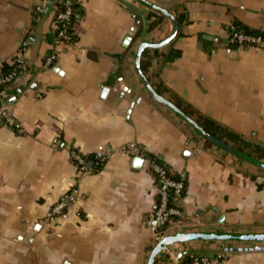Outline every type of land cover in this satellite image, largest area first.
<instances>
[{
  "label": "crops",
  "instance_id": "obj_1",
  "mask_svg": "<svg viewBox=\"0 0 264 264\" xmlns=\"http://www.w3.org/2000/svg\"><path fill=\"white\" fill-rule=\"evenodd\" d=\"M40 1L0 0V66L19 54L28 63L3 96L21 131L0 123V264H147L157 186L140 157L119 151L129 144L184 176L183 218L166 236L264 233V170L208 144L135 73L138 46L168 38L171 21L135 0H76L75 39L47 67L55 25L52 9L35 20ZM146 1L181 19L169 44L146 50L152 88L191 119L264 148V50L233 46L225 29L264 32V0ZM104 87L116 92L103 97ZM107 148L112 156L96 166L94 153ZM72 150L90 172L77 171ZM74 188L67 219L49 225L51 207ZM227 249L212 264H264V242L233 241L173 244L155 264Z\"/></svg>",
  "mask_w": 264,
  "mask_h": 264
},
{
  "label": "built area",
  "instance_id": "obj_2",
  "mask_svg": "<svg viewBox=\"0 0 264 264\" xmlns=\"http://www.w3.org/2000/svg\"><path fill=\"white\" fill-rule=\"evenodd\" d=\"M56 5L52 7L55 30H57L56 39L52 45V51L45 59V66L51 67L54 63L59 48L72 43L71 34L67 31L71 28V18L74 12L73 0H51ZM49 0H41L39 4L34 7L35 20L39 21ZM58 5L60 6L58 10ZM228 39L232 43L246 44L250 48L257 50H264V40L259 37L249 36L243 32L238 31L233 23H230L225 28ZM28 63L22 55H16L9 64V69L6 72L2 71L0 66V123L4 126L15 130L21 131L19 124L13 119L9 113L8 104L5 102L3 96L5 91L12 86L15 82L19 81L27 72ZM125 155H134L140 157L145 163L148 171H152L157 176V195L159 201L154 208L150 218L148 219V225L155 240V246L164 238L165 231L171 224L179 223L183 218L182 212V200L183 191L185 189L183 181L184 176L180 175L178 181L168 178L166 171L154 163L149 156L146 155L144 150L136 145L129 144L120 148L119 150ZM113 154L112 149H103L94 153V162L96 166L104 164ZM71 159L74 163L77 171L80 174L90 172L88 167V161L86 157L75 150L71 151ZM172 194V201L169 202V194ZM78 191L74 188L69 190L56 204H54L49 213L46 216V221L49 225L56 226L58 223L67 219V205L74 202L77 199ZM173 218L176 220L173 221ZM167 226L165 230H161V227ZM167 249V248H166ZM165 249V250H166ZM225 253L219 252L210 256H201L195 258L192 264H212L213 261L221 260L225 257Z\"/></svg>",
  "mask_w": 264,
  "mask_h": 264
},
{
  "label": "water",
  "instance_id": "obj_3",
  "mask_svg": "<svg viewBox=\"0 0 264 264\" xmlns=\"http://www.w3.org/2000/svg\"><path fill=\"white\" fill-rule=\"evenodd\" d=\"M143 6L149 8L150 10L161 14L162 16L168 18L173 24V30L168 38L163 40L160 43L149 44L142 43L138 46L135 57H134V70L138 78L141 80L146 92L156 103L165 106L169 110H171L174 114H176L179 118H181L186 124H188L191 128H193L200 136H202L206 141H208L211 145H214L233 156L264 170V161H259L253 159L246 154L239 152L238 150L230 147L229 145L219 141L214 138L210 134H208L203 128H201L195 121H193L189 116L183 113L178 107L174 104L160 96L150 85L146 77L143 75L140 69V60L143 52L145 50H158L167 44H169L177 35L178 30V22L176 18L167 10L162 7H159L155 4H152L146 0H135ZM136 25H139V22H136ZM127 42L129 43L131 38H127ZM116 91H110L108 87H104L102 89V96L115 93ZM88 167L92 166V162H88ZM192 241H233V242H264V233H254V234H232V233H212V232H191V233H177L175 235H168L162 238V240L153 248L151 251L147 264H155L156 257L159 253L163 252L166 248L173 244H180ZM232 249L224 250L223 253L233 252ZM183 255L180 254L179 257Z\"/></svg>",
  "mask_w": 264,
  "mask_h": 264
},
{
  "label": "trees",
  "instance_id": "obj_4",
  "mask_svg": "<svg viewBox=\"0 0 264 264\" xmlns=\"http://www.w3.org/2000/svg\"><path fill=\"white\" fill-rule=\"evenodd\" d=\"M57 4H55V2L49 0V3L47 4V7L45 9V12L43 13V15L47 14L52 7ZM60 6L58 5V10H59ZM73 15L71 18V28L67 31L69 34H71V41H74V34H73V25L75 20L79 17V12L76 6V0H73ZM43 15L41 16V18L43 17ZM178 23H180L181 19L178 18L177 19ZM234 27L240 31L243 32L244 34H247L249 36H253V37H259L262 40H264V32L258 31V30H254L251 28H247L245 26H242L236 22H233ZM154 26V25H153ZM153 26L150 25V27L148 28L149 30L153 28ZM56 35H57V30L54 31V40L56 39ZM230 42V41H229ZM233 46L236 47H248L246 44H236V43H232L230 42ZM179 56V52L175 51L173 53H170L166 56V61H172L173 59H175L176 57ZM149 66V58L147 57V51L145 50L141 56V60H140V69L141 72L144 74L147 67ZM9 69V66L7 67H3L2 71L6 72ZM158 93V92H157ZM183 113H185L187 116L192 117L193 113L186 107H182L180 105L177 106ZM193 121H195L201 128H203L208 134H210L211 136H213L214 138L218 139L219 141L229 145L230 147L238 150L239 152H242L244 154H246L247 156L262 161L263 157H264V148L260 145H256V144H251L245 140H243L242 138H240L239 136L228 132L226 130H223L222 128H219V126L205 120L204 118H198L196 117L195 119H192ZM208 144H210L208 141H206ZM150 159L156 163L157 165H159L160 167H162L166 173L168 178L178 181L180 179V175L173 173L165 164H163L162 160L158 159L157 157L154 156H149ZM100 167V165H99ZM151 173V175L154 177L155 182L157 184V176L152 172L149 171ZM184 187H186V182L185 180L183 181ZM260 187V186H259ZM170 193V192H169ZM185 193V189L183 191V196ZM172 194H169V202L171 203L172 201ZM159 201V196L157 195L156 197V203L158 204ZM156 204V205H157ZM176 219L173 218V221H175ZM167 228V226H163L161 227V230H165ZM201 256H210V253L207 252H185L183 253V255L180 257V264H192L195 258H199Z\"/></svg>",
  "mask_w": 264,
  "mask_h": 264
}]
</instances>
